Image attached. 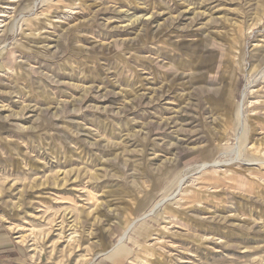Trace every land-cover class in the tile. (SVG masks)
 Returning <instances> with one entry per match:
<instances>
[{"label":"rangeland","instance_id":"374dc122","mask_svg":"<svg viewBox=\"0 0 264 264\" xmlns=\"http://www.w3.org/2000/svg\"><path fill=\"white\" fill-rule=\"evenodd\" d=\"M0 214L35 264H264V0H0Z\"/></svg>","mask_w":264,"mask_h":264},{"label":"crops","instance_id":"0c3cea01","mask_svg":"<svg viewBox=\"0 0 264 264\" xmlns=\"http://www.w3.org/2000/svg\"><path fill=\"white\" fill-rule=\"evenodd\" d=\"M7 221L0 214V264H35L25 259L22 249L14 245Z\"/></svg>","mask_w":264,"mask_h":264},{"label":"bare ground","instance_id":"6f19581e","mask_svg":"<svg viewBox=\"0 0 264 264\" xmlns=\"http://www.w3.org/2000/svg\"><path fill=\"white\" fill-rule=\"evenodd\" d=\"M57 199V198H56Z\"/></svg>","mask_w":264,"mask_h":264}]
</instances>
